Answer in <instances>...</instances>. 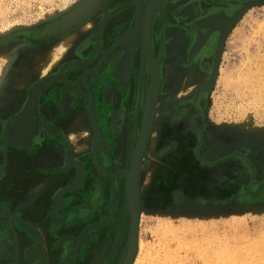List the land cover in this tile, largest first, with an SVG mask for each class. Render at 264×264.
<instances>
[{
    "label": "rangeland",
    "instance_id": "obj_1",
    "mask_svg": "<svg viewBox=\"0 0 264 264\" xmlns=\"http://www.w3.org/2000/svg\"><path fill=\"white\" fill-rule=\"evenodd\" d=\"M97 1L69 0L62 10L57 0H0V264L14 263L15 237L26 264H71L80 248L97 264L113 240L103 263L111 264L115 215L124 262V185L153 97L135 264H264V0H106L108 17L99 6L73 19ZM67 152L86 172L54 218L55 195L76 177Z\"/></svg>",
    "mask_w": 264,
    "mask_h": 264
},
{
    "label": "bare ground",
    "instance_id": "obj_2",
    "mask_svg": "<svg viewBox=\"0 0 264 264\" xmlns=\"http://www.w3.org/2000/svg\"><path fill=\"white\" fill-rule=\"evenodd\" d=\"M58 2H59V4L61 5V7H62V10H67L66 8H68V5H69V0H57ZM146 1V6H148L149 4H151L153 1L152 0H145ZM169 3V2H168ZM170 4V3H169ZM169 4H167V5H169ZM251 4V3H250ZM101 7L102 8V10H103V12H105V14H106V17H108V7H107V4H106V0H98L96 3H93V4H90L89 6H86V7H83V8H81L80 10H78V11H76L77 13L76 14H74L73 15V19H80V18H83V17H86V16H88V13H90V12H94V10H96V8H98V7ZM60 8V7H59ZM148 8V7H147ZM62 10H56L55 12H59V11H62ZM232 10V9H231ZM63 12V11H62ZM48 14V13H47ZM52 15H48V16H46V18H48L49 19V17H51ZM105 16V15H104ZM105 17V18H106ZM90 26H91V23L90 22H87L86 24H84L81 28H82V30H78V31H80V32H86V30H88L89 28H90ZM76 38V34H74L73 36H68V38H66L64 41H63V44H62V47L60 48V49H58L60 52H63L64 51V49H68L69 48V46L73 43V41H74V39ZM131 48H132V46H130V51H131ZM69 51V50H68ZM130 51H129V54H130ZM125 62H126V60H125ZM56 63V62H55ZM52 64H54V63H49V64H46V65H44L43 66V69H42V72H41V76L42 77H44V76H46L47 75V73L50 71V69H51V67H52ZM126 68H127V66H125ZM125 68V69H126ZM41 77V78H42ZM85 77L84 76H82L81 77V82L83 83V84H85V79H84ZM39 85V84H38ZM37 85V86H38ZM39 88V87H38ZM36 89L35 90V92L34 93H37V91L39 90V89ZM91 98H92V95H91ZM31 107H33V106H31ZM118 109V108H117ZM122 115H123V110L120 108V109H118L116 112H115V114H114V119H115V123H117V124H119L120 123V120H121V118H122ZM155 116V115H154ZM153 116V117H154ZM149 117H147V121H146V123H145V127H144V132H148L147 133V136H146V142H145V149H148L147 148V145H148V138H149V132H150V130L153 128V123L152 122H150L149 120H150V118L148 119ZM98 128L100 129V127L98 126ZM146 154V153H145ZM70 156V155H69ZM143 159H144V155H142V158H141V163H140V170H139V167L135 170V172L132 174V176H131V179L132 180H130V187H131V189L129 190V194H128V196H127V204H128V209L132 212V214L134 213V210L137 208V209H139L137 206H136V202H135V191H136V187H137V173H138V171L140 172L141 171V169H142V164H143ZM67 161H68V163H71V164H73V165H76L75 167L77 168V171H76V177H75V181L77 182V184L78 183H80V186L82 185V183L84 182V175H85V168L86 167H83L84 166V164L82 165L81 163H80V166H79V164H77V163H75V161H73V160H71L70 158L69 159H67ZM173 163H174V161H173ZM162 167V166H161ZM170 167V166H169ZM163 168V167H162ZM170 170V169H169ZM139 174V173H138ZM170 174V173H169ZM157 176H159V177H163L162 175H159V172L157 173ZM153 177V176H152ZM78 179V180H77ZM162 180V179H161ZM171 180V179H170ZM74 181V182H75ZM155 181V180H154ZM166 181V180H165ZM169 182V181H168ZM184 182V181H183ZM74 184V183H73ZM76 184V185H77ZM114 184V183H113ZM79 185V184H78ZM193 185V184H192ZM191 185V186H192ZM207 187V186H206ZM152 190H153V193L154 194H157V192H156V190L155 189H153V187H152V185H151V190L149 191L150 193H152ZM157 190H159V189H157ZM34 192H36V190H34V191H32L30 194L32 195ZM163 192V191H162ZM61 199V198H60ZM62 201V200H61ZM56 202H58V204L61 206V204H60V200L58 199V197H57V200H56ZM124 204V203H123ZM59 206V207H60ZM142 206V205H141ZM57 209H58V207H57ZM57 209H55L54 211L56 212L57 211ZM124 210V209H123ZM140 212L137 214V235H138V226H139V223H140V215H141V211H142V209H140L139 210ZM54 212V213H55ZM135 214H136V212H135ZM114 219H116L115 217H114ZM133 219H134V214L132 215V218H131V228H130V231H129V251H128V254H127V256H126V258H125V260H124V262L122 263V264H135L136 262H137V259H138V250H140L141 249V243L140 242H138V238H136V242H135V248L134 249H131V240H132V237H131V232H132V223H133ZM106 221H108V220H106ZM117 221V220H116ZM117 223H118V221H117ZM8 224V223H7ZM120 225V224H119ZM118 225V226H119ZM9 228L14 232V228H13V225L11 224V225H9ZM3 244H4V242H3ZM16 246L17 247H15L14 249H16V253H17V249H18V244H16ZM122 246H118V248H117V250L115 251L116 253H118V252H120L121 250H120V248H121ZM0 249H2L1 247H0ZM4 249V248H3ZM131 250V251H130ZM114 252V253H115Z\"/></svg>",
    "mask_w": 264,
    "mask_h": 264
},
{
    "label": "water",
    "instance_id": "obj_3",
    "mask_svg": "<svg viewBox=\"0 0 264 264\" xmlns=\"http://www.w3.org/2000/svg\"><path fill=\"white\" fill-rule=\"evenodd\" d=\"M152 1H154V0H152ZM105 13V12H104ZM91 14V12L90 13H88V15H90ZM105 17H106V14H105ZM141 44H142V46H143V48H144V50H145V52H146V54H147V57L149 58V60H151V62L153 63V69H152V73H151V78H150V83H151V85H152V87L155 89V92H156V90H157V84H156V75H157V67H156V61H155V59H154V57H153V54H152V52H151V50H150V46H149V44H148V42H147V39H146V19H145V16L143 17V20H142V30H141ZM130 51V50H129ZM129 52L126 54V56H125V59H124V65H126L127 64V62H128V59H129ZM125 60H126V62H125ZM82 76H84L85 77V75L84 74H82L81 76H80V78H79V81H80V83L83 85V86H85V88H87V90H88V92H89V97H88V102H90V100H92V98H91V92L89 91V89H88V87H87V85H86V83L85 84H83L82 82H81V77ZM50 81H47L46 83H44V84H39L38 86H36L35 88H34V91H33V99L35 98V96H36V93H34L35 92V90L38 88V89H40V88H43L44 86H47V84L49 83ZM154 99H155V97H153L147 104H146V106H145V109H144V114H143V118H142V122H141V126H140V130H139V136H138V141H137V144H136V147H135V152L137 153V158H136V162H135V164H134V167H133V169H132V171H131V174L126 178V180H125V185H124V200H125V203H126V206H127V210L130 212V217L132 218V215L134 214V219H133V223H132V234H131V237H132V240H131V249H134L135 248V242H136V238H137V214L139 213V211L137 210V209H135L134 210V213L132 214V212L128 209V202H127V191L129 190V189H131V187H130V180H132L131 179V176H132V174L135 172V170L139 167V170H140V163H141V158H142V155H143V150H144V144H145V142H146V136H147V133L148 132H144L145 130H144V127H145V123H146V121H147V117H149L150 118V122H152V116H151V107H152V104H153V101H154ZM88 112H89V115L91 116V118L93 119V117H92V113L90 112V109L88 108ZM148 118V119H149ZM93 122H94V125H95V129L96 130H98L99 128H98V125L96 124V122H95V120L93 119ZM70 158V156H69V153L67 152L66 153V162L68 163V161H67V159H69ZM75 163H77V164H79V166H80V163L79 162H75ZM68 164H70V165H72L74 168H75V170L77 171V168L75 167L76 165H73V164H71V163H68ZM138 173H139V171H138ZM137 173V176L139 177V174ZM138 177H137V186H138ZM78 180V179H77ZM75 181V180H74ZM74 183V184H73ZM71 185H69V186H67V187H64V188H62L56 195H55V198H54V200H55V204H56V208L55 209H57V207H58V209L57 210H59L60 209V207L62 206V199H60L61 198V196H62V194H64V193H67V192H71V191H73V190H77L78 188H80V183H78L77 184V182L75 181V182H73ZM77 184V185H76ZM136 189H137V187H136ZM57 197H58V199L60 200V204H61V206L58 204V202H56V200H57ZM60 206V207H59ZM135 212H136V214H135ZM130 228H131V220H130ZM14 244H15V247H17L16 246V244H17V242H16V240L14 241ZM131 251V250H130ZM14 253H15V258H14V263L13 264H18V261H19V258H18V256H19V250L17 249V253H16V249L14 250ZM26 262H27V260H25Z\"/></svg>",
    "mask_w": 264,
    "mask_h": 264
},
{
    "label": "flooded vegetation",
    "instance_id": "obj_4",
    "mask_svg": "<svg viewBox=\"0 0 264 264\" xmlns=\"http://www.w3.org/2000/svg\"><path fill=\"white\" fill-rule=\"evenodd\" d=\"M117 219V218H116ZM114 221V225L116 224V222H115V220H113ZM117 221H118V223H117V225L115 226L116 228H118V225L120 224V222H122V221H119L118 219H117ZM10 225L12 224V223H9ZM14 228V227H13ZM121 229H123V224H122V226H121V228H120V231L115 235V236H117L118 235V237L116 238V240H115V244H114V248L112 249V251L113 252H115L116 250H117V248H118V246L120 245V246H122L123 244H122V242H121V240H122V238H123V236H124V234H122L123 233V230H121ZM129 231H130V229H129ZM101 235V234H100ZM14 236H16V233L14 232ZM113 237V236H112ZM94 240L93 241H90L89 242V244H91L92 242H94V241H97V239L95 240V237L93 238ZM103 238H102V236L101 237H99V240H102ZM15 240H16V242H17V244H18V238H16L15 237ZM127 240H129L128 238H127ZM112 241L113 240H110L108 243H105V245H104V248L101 250V252H99V253H102V255H101V258H100V260H99V262L97 263V264H103V263H105V260L106 259H108V258H106V257H109V256H111L112 255V252H110L111 251V246H112ZM125 241H126V239H125ZM84 243H85V241H84ZM95 243V242H94ZM129 243V242H128ZM127 245V244H126ZM84 247H86V246H83L82 248L85 250V248ZM125 247V249H126V247L127 246H123V248ZM129 247V246H128ZM127 247V248H128ZM15 248V247H14ZM122 249V247L120 248V250ZM18 250H19V248H18ZM83 251L81 250V248H80V250L77 252L78 254H77V256H75L76 257V260L77 261H81V260H83V264L85 263V262H88L89 263V261H90V258H91V256L88 258V252L86 251V252H83ZM127 252V251H126ZM116 253V252H115ZM123 253V252H122ZM83 254V255H82ZM121 253L120 252H118V254L114 257V260H113V263H111V264H117V263H120V264H122L123 263V261L122 262H118V260L117 259H119L120 257H121ZM15 256V253H14V249H13V259L15 258L14 257ZM87 256V260L85 259V257ZM126 256V255H125ZM74 255H73V258H72V262H71V264H74L73 262H74ZM84 257V258H83ZM18 258H19V261H18V264L20 263V252H19V256H18ZM83 258V259H82ZM88 263H85V264H88Z\"/></svg>",
    "mask_w": 264,
    "mask_h": 264
},
{
    "label": "crops",
    "instance_id": "obj_5",
    "mask_svg": "<svg viewBox=\"0 0 264 264\" xmlns=\"http://www.w3.org/2000/svg\"><path fill=\"white\" fill-rule=\"evenodd\" d=\"M70 97H71V96H70ZM68 101H69V100H67L66 102H68ZM40 189H41L40 187L33 188V189L30 190L29 194H30L32 191H34V190H36V192H37V191H39ZM57 211H58V210H57ZM57 211H56V212L54 211L55 213L53 212V214H52L54 218H56V213H57ZM109 217H112V215L109 216ZM114 217L116 218V215H115ZM114 217H112V218H113V220H115V222H116L115 226H116V225H117V221H116L117 219H114ZM94 221H96L97 223H100L98 219H95V220L93 219V220L89 221V223H93ZM111 221H112V220H111ZM105 222H109V221H105ZM121 226H122V222H120V225L118 226V228H116V229L114 228L115 231H114L113 233H114L115 235L118 233V232H117L118 229H119V231H120ZM121 230H122V229H121ZM116 232H117V233H116ZM98 235H99V234H98ZM99 237H101V235H99V236L95 235V240H96V239L99 240ZM102 238H103V237H102ZM14 250H15V249H14ZM95 252H97V251L95 250ZM20 256H21V255H20ZM20 264H26V263H25V261H24V262H20Z\"/></svg>",
    "mask_w": 264,
    "mask_h": 264
}]
</instances>
